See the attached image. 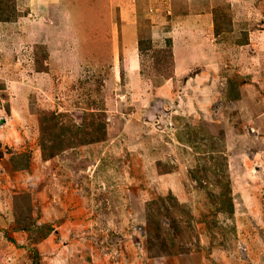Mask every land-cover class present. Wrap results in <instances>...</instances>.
Listing matches in <instances>:
<instances>
[{"label":"rangeland","instance_id":"374dc122","mask_svg":"<svg viewBox=\"0 0 264 264\" xmlns=\"http://www.w3.org/2000/svg\"><path fill=\"white\" fill-rule=\"evenodd\" d=\"M46 1L0 0V264H264V0Z\"/></svg>","mask_w":264,"mask_h":264},{"label":"crops","instance_id":"0c3cea01","mask_svg":"<svg viewBox=\"0 0 264 264\" xmlns=\"http://www.w3.org/2000/svg\"><path fill=\"white\" fill-rule=\"evenodd\" d=\"M70 1L71 0H49V1L47 0L46 2L51 3L53 5L58 2V4L55 5L54 7H78L77 4L71 3ZM87 1L91 3V4L90 3H87V4L93 7H145V4L148 3L150 0H135V1L133 0H98L99 4L96 2L97 0H87ZM197 1H203L204 3L207 2V0H197ZM178 2H179L178 7H193L194 6V4L189 3V0H178ZM89 6H82V7H89ZM128 29L133 30L132 32L134 36L135 35L134 29L133 28H128ZM127 34H131V32ZM123 40H125L124 41L125 44L122 47L121 52L123 55L126 56L125 60H129L133 58L136 54L135 53L136 48L134 46L135 43H133L134 37L133 38L130 36L126 38L124 37ZM134 60H135V57L133 61Z\"/></svg>","mask_w":264,"mask_h":264}]
</instances>
